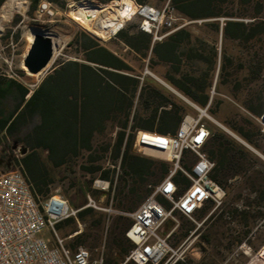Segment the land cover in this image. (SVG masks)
<instances>
[{"label": "trees", "instance_id": "obj_1", "mask_svg": "<svg viewBox=\"0 0 264 264\" xmlns=\"http://www.w3.org/2000/svg\"><path fill=\"white\" fill-rule=\"evenodd\" d=\"M6 1L0 0V9ZM92 1L107 4L116 0ZM133 1L156 9L168 4L181 22L161 41H154L153 35L142 31L140 22L126 24L116 38L130 52L148 59L150 71L160 65L167 67L165 81L195 106H209L215 115L222 102L210 95L214 83L215 90L231 85L235 93L242 86L239 72L246 71L247 79L261 75L262 63L256 56L236 59L227 52L229 42L241 46L264 35V18L248 14L254 0ZM42 2L64 9L68 0H32L33 9ZM65 51V58L34 89L15 79L3 88L0 79V144L5 139L17 140L29 149L16 163L40 203L48 198V187L54 183L58 169L76 174L74 167H78L86 175L109 182V198L103 207L112 206L116 215L84 205L75 215L59 221L55 230L64 238L77 233L69 242L71 248L88 241L92 248L103 244L102 264H134L126 263L134 246L125 236L132 224L126 216L139 208L172 169L167 161L136 153V134L175 135L187 106L154 79L134 74L129 65L87 31L77 32ZM232 97L242 102L249 116L241 124L236 113L224 124L246 145L222 130L210 128L211 137L204 151L215 164L211 178L226 191L227 184L228 189L237 190L227 212L234 225L230 231L239 236L237 245H250L248 236L264 230V132L256 121L264 114V104L261 93L243 100L237 95ZM11 101L13 108L6 109L5 102ZM245 125L254 131L246 130ZM175 182L182 187L190 184L182 172L176 174ZM90 194L98 199L97 192ZM211 206L205 205L196 216L203 220ZM221 219L222 214L216 225ZM195 228L190 226L182 237Z\"/></svg>", "mask_w": 264, "mask_h": 264}, {"label": "built area", "instance_id": "obj_2", "mask_svg": "<svg viewBox=\"0 0 264 264\" xmlns=\"http://www.w3.org/2000/svg\"><path fill=\"white\" fill-rule=\"evenodd\" d=\"M49 6L50 4L43 3L41 11H47ZM135 15L141 18L140 29L153 35L154 41H161L174 31L176 18L168 4L161 10L148 5H137V10L132 16ZM223 21L224 19H221V23ZM145 74L151 73L146 69ZM214 94L215 83L211 97ZM185 100L195 107L199 114L197 117L186 115L175 135L153 134L155 136L151 137V133L144 131H138L136 134V152L162 155L165 161L171 164L172 169L165 179L153 188L139 208L128 214L132 224L125 236L134 246L126 258V263L166 264L169 255L174 253L170 237L179 226L175 215L194 220L205 205L212 204V212L201 224H197L199 227L224 203L226 191L211 178L215 164L204 151V146L211 137V131L203 120L208 117L209 106L201 109ZM184 152H188L189 156H185ZM184 164L187 167H184ZM178 172H182L189 179L190 184L187 187L175 182ZM101 189L108 190L109 183L106 189ZM55 197L57 196L44 203L38 202L27 176L20 169L7 170L0 174V264L103 263L102 257L92 260L89 250L83 247L73 250L59 237L55 225L75 215L77 211H70L67 200L58 197L60 202H56ZM88 199L89 206L97 208L90 196ZM52 202L56 203L54 212H50ZM106 211L113 212L111 209ZM167 222H172L175 226L164 234L162 229ZM46 228L50 229L55 237L54 244L41 236ZM195 232L196 230L190 234ZM263 249L264 246L261 251ZM261 251L260 256L264 264ZM183 257L184 254H181L174 264L184 261Z\"/></svg>", "mask_w": 264, "mask_h": 264}, {"label": "rangeland", "instance_id": "obj_3", "mask_svg": "<svg viewBox=\"0 0 264 264\" xmlns=\"http://www.w3.org/2000/svg\"><path fill=\"white\" fill-rule=\"evenodd\" d=\"M81 1L90 0H68V3L64 9L50 4L49 9L43 12L41 11V5L46 2H42L37 8L33 9L32 0H17L13 2L11 0H7L0 9V76H9L16 79L29 89H34L41 82L47 72L52 69L62 58H65L67 44L79 31L89 32L98 40H100L103 45L116 50L118 55L127 56V52L122 49V45L115 39L116 34H110L106 38L96 36L93 31H90L91 29L89 30L78 21L73 19L71 15L72 5ZM112 2L100 5H108ZM94 3L99 4L96 1ZM163 8V6H160L157 9L161 10ZM248 14L251 16H259L260 18H264V0H254L253 5L248 9ZM140 21L141 18L137 15L131 16V18L125 20L123 27L129 23L138 24ZM180 22L181 21L176 19L174 25L179 24ZM183 25H188V23H184ZM33 28H40L43 31L52 34L53 36H56L55 39L57 43V48L54 49V54L52 57V64L49 68L38 75L29 74L26 68L23 66L24 57L30 47L29 36L31 35ZM92 28L96 29L95 24H92ZM192 30H195L194 27H192ZM227 52L236 59L241 58L246 60L249 58L252 59L254 56H256L257 62L262 63L261 75L258 79H247V72L241 71L237 75L242 81V86L239 87L235 93L231 85H222L220 89L215 90V101L222 102L220 109L215 115L208 110V117L210 116L211 119L205 117L203 120L209 126V128L222 130L237 139L239 142L245 144V142L240 137L234 134L227 127V125L224 124V121L227 118H232L234 114L238 113L240 116L238 118V122L244 124L243 119L249 116L247 111L242 106V102L236 101L232 97L233 95H237L243 100L244 98L255 96L256 94L261 93L262 104H264V35H259L252 39L249 43H244L241 46L229 42L227 45ZM128 56L129 58L133 57L130 54ZM133 62L137 66L139 65L137 61ZM182 101L187 106L186 115L197 117L199 114L198 110L184 100ZM255 102L258 104L257 100ZM256 121L263 128L264 132V122L262 119L260 118ZM245 128L246 130L254 131L253 128L248 125H245ZM9 142L11 143L13 141L10 139ZM262 146L264 148V139L262 140ZM140 155L165 161L162 155H157L154 153H140ZM20 157L21 156L19 155L18 159ZM81 163L82 161L78 162V164ZM104 165L108 166V161H105ZM17 169L22 170L19 166H17L15 161V164L8 170ZM74 170H76V174L68 172L65 168L58 169L54 172V183L48 187V198L42 203L48 201L53 196H57L68 201L71 211L73 207L80 208L84 205H89L88 196H90L94 204L97 206V210L105 214L116 215V211L112 208V206L103 207L109 198L108 193L110 192V183L101 180L97 176L93 177L91 175H86L82 173L78 167H74ZM98 182L102 184L103 182L109 183V189L103 191ZM228 186L230 187V184H227L226 186L227 191L225 190L226 197L224 199V205L222 204L220 208L215 210L211 214L213 218L205 224L203 223L199 227L197 225L201 224L202 221L212 212L213 206H211L210 211L203 220L199 219V215V217L196 216L194 220L179 214L175 215L179 226L170 237V245L172 246L174 253L169 255V260L166 264H174L176 259H178L181 254H184V261H178L179 264H263L260 251L264 246V230H261V232L257 233L256 236H248L251 242L250 245L245 243L237 245L236 241L239 236H237L236 233H232L230 231V228H234V225L229 220L227 212L230 211L229 203L232 202L237 190L232 191L227 188ZM90 191L97 192L98 199L93 197L90 194ZM222 207L223 212H221ZM108 209H111L113 212L106 211ZM221 214L222 219L220 220L219 224L216 225L217 217ZM126 217L128 220L132 221L129 215ZM174 226V223L167 222L162 229V233L165 234L169 232L174 228ZM190 226H195L196 228L193 231L196 230V232L193 235L188 234L187 237L183 238L182 236L185 235L187 229ZM79 229L82 231L84 228L81 225ZM58 235L60 238H64L60 233H58ZM41 236L52 244L55 243V237L53 236L50 229H44ZM71 238L72 237H68L65 240V245L69 248H71L69 246V242L72 241ZM91 246L92 242L88 241L85 245H78L71 249L75 250L79 247H83L89 250L92 260H99L101 257L103 258V244H98L95 248H92Z\"/></svg>", "mask_w": 264, "mask_h": 264}, {"label": "bare ground", "instance_id": "obj_4", "mask_svg": "<svg viewBox=\"0 0 264 264\" xmlns=\"http://www.w3.org/2000/svg\"><path fill=\"white\" fill-rule=\"evenodd\" d=\"M11 1L13 2L17 0ZM136 10L137 4L133 0L113 1L111 4L108 5H100L90 1H81L72 5L71 15L74 20L78 21L80 24H82L89 30L91 29L90 31H93L96 36L106 38L110 34L112 35L113 33H116L120 29H122L125 20L131 18V16L136 12ZM92 24H95L96 29L92 28ZM33 35L34 31L32 30L31 35L29 36L30 44L32 43ZM52 38L56 45V39L53 35ZM56 48L57 47H55V49ZM52 62L53 61L51 60L46 69L50 67ZM208 119H211V117L209 116ZM149 135L151 137L155 136L153 134ZM98 184L99 186L105 189L107 188V183L102 184L98 182ZM54 200L56 202H60V199L58 197H55ZM65 211L66 209H64V212ZM261 254L264 255V249L261 251Z\"/></svg>", "mask_w": 264, "mask_h": 264}, {"label": "water", "instance_id": "obj_5", "mask_svg": "<svg viewBox=\"0 0 264 264\" xmlns=\"http://www.w3.org/2000/svg\"><path fill=\"white\" fill-rule=\"evenodd\" d=\"M94 3V1L90 0ZM33 40L24 57L23 66L27 72L32 75H38L43 72L52 60L54 49L57 47L52 38V34L43 31L40 28H33ZM56 38V36H54ZM264 122V114L261 117ZM21 157L26 155L29 149L26 146L20 147ZM56 203L50 205V212H54Z\"/></svg>", "mask_w": 264, "mask_h": 264}, {"label": "crops", "instance_id": "obj_6", "mask_svg": "<svg viewBox=\"0 0 264 264\" xmlns=\"http://www.w3.org/2000/svg\"><path fill=\"white\" fill-rule=\"evenodd\" d=\"M189 24V23H188ZM121 45H122V49L124 51L127 52V54L129 55H132L131 57L132 58H129V56L127 55H118L117 51L114 50V49H111L105 45H102L105 46L106 48H108L111 52H113L114 54H116L118 57H120L127 65H129L133 70H134V74H137V75H140L143 77H150L152 79H154L155 81H157L160 85H162L163 87H165L166 89H168L169 91H171L172 93H174L175 95H177L178 97L182 98L185 102H187L185 100V98L182 97V95H180L178 92H176L166 81H165V74L167 72V67L165 66H156L153 70H149L148 69V59H141L138 55H136L135 53L133 52H130L129 48L126 47L122 41H120L119 39L115 38ZM133 61H137L139 63V65L137 66ZM148 69L150 71L151 74H145V70ZM0 79L2 81V87L5 88L7 87V85L11 82V80H13L14 78H11L9 76H5V75H1L0 76ZM16 80V79H15ZM20 83V82H19ZM23 85V84H22ZM24 86V85H23ZM26 87V86H25ZM28 88V87H27ZM29 97V96H28ZM27 97V98H28ZM188 103V102H187ZM189 104V103H188ZM5 107L6 109H12L13 108V102H5ZM209 127V126H208ZM210 129V128H209ZM211 131V130H210ZM10 139H5L3 140V142L0 144V149H1V146L4 144V143H7L9 142ZM13 141V140H12ZM79 208H76V207H73L72 210L74 211H77ZM78 227L80 228L81 227V224L78 223ZM79 233V232H78ZM77 234V233H76ZM74 234V235H76ZM74 235H71L69 237H73ZM68 238V237H67ZM67 238H62L64 240H66Z\"/></svg>", "mask_w": 264, "mask_h": 264}, {"label": "flooded vegetation", "instance_id": "obj_7", "mask_svg": "<svg viewBox=\"0 0 264 264\" xmlns=\"http://www.w3.org/2000/svg\"><path fill=\"white\" fill-rule=\"evenodd\" d=\"M24 144L20 143L17 140L13 142L4 143L0 149V174L10 169L15 161L18 159L19 155L21 156L20 147Z\"/></svg>", "mask_w": 264, "mask_h": 264}]
</instances>
